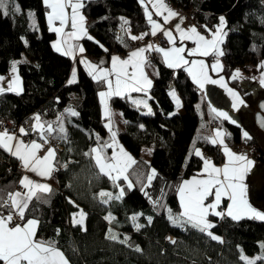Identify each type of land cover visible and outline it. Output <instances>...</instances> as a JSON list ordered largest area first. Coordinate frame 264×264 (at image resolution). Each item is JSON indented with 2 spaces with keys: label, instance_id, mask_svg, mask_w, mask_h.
Here are the masks:
<instances>
[{
  "label": "trees",
  "instance_id": "trees-1",
  "mask_svg": "<svg viewBox=\"0 0 264 264\" xmlns=\"http://www.w3.org/2000/svg\"><path fill=\"white\" fill-rule=\"evenodd\" d=\"M172 2L177 8L195 10L196 24L206 31L225 17L222 75L252 110H240V126L219 119L209 112L184 67L173 70L161 62L150 92V113L127 95L111 98L125 122L119 140L133 158L124 173L127 180L101 173L93 151L98 148L99 155L112 162L113 135L99 99L105 80L80 68L77 80L68 82L73 60L54 49L56 35L48 27L43 0H4L0 6V73L9 71L17 60L24 86L21 93L0 94V127L2 121L19 125L35 112L51 119L53 131L46 130V136L57 151L52 193L35 196L21 222L38 220L37 236L59 248L70 264H248L242 255L261 250L264 220L212 215L214 227L201 231L182 216L179 191L184 180L202 174L207 158L218 164L224 160L220 146L211 142L214 121L227 129L232 145H255L251 186L256 183L253 176L264 171V140L258 135L264 133L255 122L264 89L254 95L232 77L237 68L248 76L264 68V0ZM83 13L90 35L82 43L86 55L100 66L106 64L103 55L127 51L140 42L133 37L150 27L140 0H85ZM24 52L29 58L20 61ZM172 90L179 94L182 112ZM73 111L77 115H71ZM59 116L61 120L56 119ZM146 145L154 146L150 159L142 155ZM22 176L19 161L0 144V203L8 205L0 211L5 214L13 212L9 196L20 188ZM251 188L250 200L264 210V194L258 200ZM79 209L86 213L84 226L72 220ZM109 214L114 216L111 221L106 218ZM253 264H264V258Z\"/></svg>",
  "mask_w": 264,
  "mask_h": 264
},
{
  "label": "crops",
  "instance_id": "crops-1",
  "mask_svg": "<svg viewBox=\"0 0 264 264\" xmlns=\"http://www.w3.org/2000/svg\"><path fill=\"white\" fill-rule=\"evenodd\" d=\"M44 1V0H43ZM142 5L144 6L146 16L148 18V14L151 13L152 20L157 22L160 27L155 29L156 34H162L164 37V43L161 45H158L156 43L153 44L152 48H154L155 55L153 62H148L147 57L149 56L150 46L149 44L145 43V37L146 35H152V31L154 29L153 24L149 21L150 27L149 29L144 32L135 35L134 37H141L138 40H140V46L135 48L133 51L129 52L127 56L124 59H121L117 53H112L110 56L103 55L102 59L105 60L106 64L102 66H98L97 63L93 60H91L87 55L85 51V47L82 43V39L90 35L88 32L87 26H86V19L83 13V6L85 0H64L65 3V23L62 25L59 20H53L51 23L49 22V13L51 12V7L46 4L48 7V13H47V24L51 31L54 28H59L60 31H53L56 35V38L53 41V47L54 49L63 54L68 53L66 56L70 57L73 60V66L70 73V76L68 78V82H75L78 77V72L80 68L85 69L92 77L96 79H104L106 82V88L99 92V99L102 105L103 109V115L107 119V125L112 131V141L110 143V146L112 148L111 156L113 157L112 162L107 163H116L118 160L120 162V165L123 164V167L120 166L122 169H124L123 172H118L116 170H111L114 175H122L124 176L125 170L131 165L133 162V158L130 156V153L125 149L121 141L119 140V132L125 128V122L124 120H119V124L116 125L115 117L120 115V110L115 108L111 104V98L113 96H125L127 95L136 105L141 106L145 109L150 108V92L154 86L155 78L158 76L159 69H160V63L162 62L167 66L164 60L163 52L157 51V49H163V50H171L172 48H183L184 51L180 53V55L183 57V61H187L188 63L185 64L183 61H181L180 66L177 68H171L173 70H176L180 67H184L190 78H192V74L189 72V69H192L194 72H196L201 78L206 75L209 80H215L216 83L211 82H204L203 88H201L194 80L193 82L197 86L198 90L201 93L202 99L205 100L208 110L211 114L216 115L219 117V119L227 120L232 123L233 120L236 121V123H233L237 126L241 125V119H240V110H252L251 107L245 102L243 97L240 95V93L233 87L230 86L228 80L225 78L224 75H222L223 71V63H222V44L223 41L226 38L227 35V29L225 24L224 32L220 35H216V31L211 33L210 31H206L205 28H203V25L196 24L194 26H187L183 19L180 17L178 8L174 5L167 4L165 0H140ZM81 4L82 6L78 9H76V23L77 27L75 29L72 28V13L73 9L70 6L71 4ZM159 13V15H157ZM171 13H175V15H171ZM165 20L167 22H165ZM177 25L180 26L179 30L177 29ZM206 26V25H204ZM195 27L196 33L199 34V36H203L205 38V41H214L215 46L209 47L204 44V42H201L199 40V37L196 33H192L191 29ZM216 29V27H215ZM213 29V30H215ZM170 33L172 39L170 40L168 36L165 35V33ZM188 36H191V39H187ZM145 49V51L138 57H131V53L138 51L139 49ZM151 48V49H152ZM83 49V51H81ZM204 51H208L209 55L205 56L203 55ZM118 57L119 59L115 61L116 67L113 68V60L112 57ZM213 57V59H210ZM129 61L128 64H122L123 61ZM193 61H195V64H193ZM139 62V66H136ZM19 62H15V72H13V66L12 68L5 72L0 73V94L10 91L9 85H11L12 92L21 93L24 89L22 78L19 72L18 68ZM201 64L203 65L202 71H201ZM213 65H218L215 69L213 68ZM168 67V66H167ZM123 68V72L128 73V76H125L123 73H121V87H120V95H116V79H117V72L120 71V69ZM135 73L136 80L140 81V86H143L145 90L143 92H137L133 91L132 88L136 86V80H132L130 78L131 74ZM141 73H143V76L147 77V80L151 81L150 85H147L143 77L141 76ZM109 81L111 83H109ZM125 81L128 82V87H125ZM229 90H232L233 92L238 94L239 100H242L243 103H238L236 100H234L233 96L230 94ZM101 93H105L104 96H101ZM140 101H144L147 104V107L145 106V103H139ZM236 103L237 106L234 108L233 104ZM248 105V106H247ZM180 112H182L184 109L181 106L178 109ZM226 112L228 113V116L230 119H226L223 117L218 116L219 112ZM115 114V115H114ZM38 116V119H37ZM62 119V116L57 117L56 119ZM38 122L36 123V121ZM211 122V121H210ZM52 121L51 119L45 118L43 116H40L36 114L35 118L31 121L30 126H22L20 128L24 129L26 135H22L21 132L19 134H14L12 132H9L8 130L0 127V144L4 147L6 144L8 148L11 149V151L8 150V148L4 147L9 153L14 156L20 163L22 169H23V176L20 180V188L22 189V193L17 192L15 190L10 198L11 206L12 202L15 200L17 202H26L27 207L30 203V201L37 195H45L48 196L53 191V184H52V172L55 168V158L57 151L54 146L51 147V149L54 150V155L49 158L48 165L51 168V172L48 176H40L37 172H32L29 170V168L24 167L23 160H21L18 156L13 155V153L16 151V147L20 142L23 143L20 144L21 152L25 151V146H30L32 142H36L37 144L42 145L41 148L35 150V156L37 158H43L47 155L48 151L45 153H42V150L44 148V145L48 143V136H46V130L48 126H51ZM43 131V135L41 134V130ZM217 131H219L220 135L217 136ZM6 134V135H5ZM8 136L13 137V139L9 140L7 139ZM229 132L224 126L217 125L214 127H211V141L215 139L217 141L218 146H220L221 151L224 155V160L221 163H215L210 158H207L205 160L210 162L212 166H215L216 168L221 169V173L219 175V179L223 181V167L226 163H229V157L227 153L225 152V148H227L231 153H235L236 155H240L238 152L234 151L232 148V144L229 142L228 139ZM28 138L30 140L28 141ZM223 141L222 143L220 141ZM46 141V142H45ZM103 159V158H102ZM247 159L251 160L253 163L248 167V171L244 174L243 180L240 181V183L243 185L244 188V199L247 201L248 205L256 210L257 212L264 213V210L256 207L252 201L250 200V185L248 178L250 177L251 170L255 167V163L252 157H247ZM104 160V159H103ZM31 166V165H30ZM27 177L28 180L25 181L24 184H21V181L24 180V178ZM208 173L205 171V163L203 166L202 174L193 176L191 178H188L184 180L180 186L186 187L185 182H191L194 180H203L208 179ZM28 181H31L32 184L28 185ZM226 183V182H225ZM25 185H28L27 187ZM38 185H44L47 186V190H44V188L37 187ZM212 194L206 199L205 203H213L215 202V188L211 190ZM179 198L182 208V216L184 213V208L181 201V194L179 191ZM231 200L228 198L227 195H222L221 202L217 209L215 211H219L224 213V215H227L229 205L231 204ZM27 207L24 209H27ZM13 212L12 216H16L18 218V221H11L7 223V227H15L16 225H20L22 228L27 224L26 222H21V219L16 211V209L12 206ZM4 213V212H3ZM5 214V213H4ZM7 216L9 214H6ZM213 214H209L207 217V220L209 223L212 224L211 216ZM1 216V215H0ZM250 217V215L248 216ZM85 218L86 213L79 209L75 213H73L72 220H80L81 225L84 226L85 224ZM108 221H111L114 216L109 214L106 216ZM185 218V217H184ZM186 219V218H185ZM258 219V218H257ZM35 220L37 223L34 226V241H43L45 247H52L54 250L59 251L66 262H68L67 258L63 254V252L57 248L54 247L52 244L48 243L47 241L43 240L42 238H39L37 236V229L39 225V221L36 219H30ZM210 229V228H209ZM208 230V229H207ZM168 238L171 242L175 241V237L172 235H168ZM23 264H26V262H23ZM58 264H61L60 261H58Z\"/></svg>",
  "mask_w": 264,
  "mask_h": 264
},
{
  "label": "snow or ice",
  "instance_id": "snow-or-ice-1",
  "mask_svg": "<svg viewBox=\"0 0 264 264\" xmlns=\"http://www.w3.org/2000/svg\"><path fill=\"white\" fill-rule=\"evenodd\" d=\"M46 4H48L51 7V12L49 13V22L51 23L53 20H59L60 23L63 25L65 23V3L64 0H44ZM4 3V0H0V6H2ZM73 9L72 13V28L75 29L77 27L76 23V9L80 8L82 5L77 4H71L70 5ZM18 10V9H17ZM159 15V13H157ZM171 15H175V13H171ZM149 21L153 24L154 29L152 31V35H155V29L159 28L160 25L152 20L151 13L148 14ZM221 24L224 23V18L220 17ZM165 22H167L165 20ZM180 26L177 25V29L179 30ZM53 31L59 32V28L52 29ZM192 33H196L195 27L191 29ZM199 37V40L201 42H204L206 46L214 47L215 42L214 41H205V38L203 36H199L198 33H196ZM166 36L169 37L171 40L172 37L170 33L166 32ZM141 37H133V39H139ZM187 39H191V36H188ZM83 51V49H81ZM145 49L141 48L138 51L132 52L131 57H138L140 56ZM157 51L163 52L165 63L169 68H177L180 66L181 61H183V57L180 55L184 51L183 48H172L171 50H163V49H157ZM66 55L68 53H65ZM222 55V53H220ZM203 55L207 56L209 55L208 51H204ZM118 57H112L113 60V68L116 67L115 61H117ZM185 64H187V61H183ZM129 61L125 60L122 62V64H128ZM193 64H195V61H193ZM136 66H139V62ZM218 65H213V68L215 69ZM264 66V65H262ZM203 65L201 64V71H202ZM237 73L239 70H236ZM13 72H15V62L13 66ZM189 72L192 74L193 80L201 87L203 88L204 82H211L216 83L215 80H209V78L204 75L202 78L194 72L192 69H189ZM121 73H123L125 76H128L129 74L126 72H123V68L120 69L119 72H117V79H116V95H120V87H121ZM141 76L145 80L147 85L151 84V81L147 80V77L143 76V73H141ZM130 78L132 80H136L135 73H132ZM233 78H236L235 76ZM71 82V81H70ZM109 83H111L109 81ZM261 83H264V80L261 81ZM125 87H128V82L125 81L124 84ZM9 90L12 91L11 85H9ZM133 91L137 92H143L145 88L143 86H140V81L136 80V86L132 88ZM230 94L233 96L234 100H236L238 103H243L242 100H239L238 94L233 92L232 90H229ZM105 93H101V96H104ZM171 95L175 98V92H172ZM139 103H145V106L147 107L146 102L140 101ZM177 105H179V100L177 99ZM237 106L236 103L233 104V107L235 108ZM151 112V109H149V113ZM71 115L75 116L77 115L76 112H71ZM218 116L230 119L228 116V113L226 112H219ZM38 119V116H37ZM232 123H236L235 120L232 121ZM43 129L41 130V134L43 135ZM47 131L51 132L53 129L49 125L47 128ZM63 131V129H61ZM22 135H26L24 129L20 130ZM6 135V134H5ZM220 133L217 131V136H219ZM245 137H248V133H244ZM7 139L11 140L13 137L8 136ZM46 142V141H45ZM213 144L217 143L215 139L211 141ZM223 142L222 140L220 141ZM23 142L21 141L20 144ZM20 144L17 145L16 151L13 153V155L18 156L21 160H23L24 167L29 168L32 172H37L40 176H48L51 172V168L48 165V160L50 157L54 155V150L49 148L48 153L43 158H37L35 156V150L42 147V145L37 144L35 141L32 142L30 146H25V151L21 152ZM4 147L8 148V146L5 144ZM9 151H11L10 148H8ZM93 151H96V149H93ZM225 152L227 153L229 157V163H226L223 167V181L219 179V175L221 173L220 168H216L215 166H212L210 162H205V171L208 173L209 178L203 179V180H194L191 182H185L186 187L180 188V194H181V201L184 208L183 217L186 218V223L191 224L193 227L199 228L201 231H206L209 228L214 227L213 224L209 223L207 220V217L209 214H213L218 217H223L224 213L215 211L217 207L219 206L221 202L222 195H227L228 198L231 200V204L229 205V209L227 212V215L232 217L234 220H239L243 217L249 216L250 218H258L260 220H264V213L257 212L256 210L252 209L247 201L244 199V188L243 185L240 183V181L243 180L244 174L248 171V167L253 163L251 160L247 159L244 155H236L235 153H231L227 148H225ZM196 155H200L199 151L196 152ZM96 163L99 165V170L101 173L111 175V170H116L118 172H123L124 169L120 167V162L117 160L116 163H109L105 164L102 163L100 158H96ZM31 165V166H30ZM155 173V170H153V174ZM113 179H119V177H112ZM124 179L127 180V177L124 176ZM153 179V176H148V181L151 182ZM28 180L27 177L24 178V180L21 181V184H24L25 181ZM226 182V183H225ZM32 182L28 181V185H31ZM28 185H25L26 187ZM37 187L44 188V190H47V186L44 185H38ZM128 187L131 188L132 185L129 182ZM215 188V202L206 204V199L212 194L211 190ZM124 190L121 189L120 196H123ZM101 196H110L109 193L101 192ZM120 196H117L116 198L119 199ZM105 203L107 201H104ZM158 203V202H157ZM12 206L16 209L20 219H23L24 217V209L27 207L26 202H17L13 201ZM0 207H8L7 203H0ZM171 218V217H170ZM13 219L12 213L10 212L7 217L0 216V261L3 262V264H23V262H26V264H58V261L61 262V264H67V262L64 260L63 255L59 252L54 250L52 247H45L43 241H34V226L37 223L35 220H28L27 224L22 228L20 225H16L15 227H7V223L11 222ZM133 221H135L136 217H132ZM149 222H151V217L148 218ZM75 223H81L80 220H75ZM176 222L175 220L173 221ZM137 227H140V225H137ZM210 236L212 235L211 232L208 233ZM213 239H219V237H213ZM264 247V245H262ZM248 264H253L252 261H249Z\"/></svg>",
  "mask_w": 264,
  "mask_h": 264
},
{
  "label": "rangeland",
  "instance_id": "rangeland-1",
  "mask_svg": "<svg viewBox=\"0 0 264 264\" xmlns=\"http://www.w3.org/2000/svg\"><path fill=\"white\" fill-rule=\"evenodd\" d=\"M221 17L224 18V23L221 24V21H220L216 25V29L215 30H211V33H213V32L216 31V35H220V34H222V32H224L226 20H225V17L224 16H221ZM28 58H29L28 55L24 52L23 57L20 59V61L26 60ZM15 62H18V61L16 60ZM236 70H239V72L237 73ZM234 76L236 78L240 79L241 84L243 86L247 87L254 95H257L260 92V90H263L264 89V83H261V81L264 80V68L261 69L257 73H253L251 76H248L247 73L245 72V70H243L242 68H237V69H235L232 77H234ZM172 92H175V98L173 96L172 97H173L176 105H177V99L179 100V105H177V107L179 109V107L182 104L181 103V99L179 97V94H178V92L176 90H172L171 93ZM149 109H144V112L145 113H148L149 112ZM178 112H180V111L178 110ZM114 117H115V121L114 122L116 123V125L119 124V120L120 119L123 120V117H122V114L121 113L119 115V118H118V116H114ZM37 122H38V120L36 121V123ZM258 135L264 140V135L261 132H259ZM153 149H154V146L153 145H146V146H144L143 147V150H142V155L146 159H150ZM95 154H96V157H99L100 158V160H101L102 163L109 164L105 160L102 159L101 155H99L98 148H96ZM120 166L123 167V164H121ZM111 173H112V171H111ZM256 174L253 176V178L255 177L254 181H256V183L255 184L252 183V186H251V182H249V185H250V187H252L251 190L254 188L255 196L259 200L261 198L262 193L264 192V171L258 172ZM150 176H152V173H151ZM263 198H264V196H263ZM262 201H264V199H262ZM169 239H172V238H169ZM260 245H261V250H260L259 253L254 254V255H246V254H243L242 255V258L247 263L249 261L255 262V261H257L260 258H264V247H262V245H264V242H260ZM67 264H70L69 261L67 262Z\"/></svg>",
  "mask_w": 264,
  "mask_h": 264
},
{
  "label": "built area",
  "instance_id": "built-area-1",
  "mask_svg": "<svg viewBox=\"0 0 264 264\" xmlns=\"http://www.w3.org/2000/svg\"><path fill=\"white\" fill-rule=\"evenodd\" d=\"M167 4H170V5H173V2L172 0H165ZM178 12H179V15L180 17L183 19V21L185 22V24L187 26H194L196 25V16H197V13L195 10L193 9H188V8H184V7H179L178 8ZM145 43L146 44H149L150 46V51H149V56L147 57V61L148 62H153L154 61V55H155V50L154 48H152L153 44L156 43L158 45H161L164 43V37L162 34H158V35H148L145 37ZM138 46H140V42L139 43H134L132 45L129 46V48L127 49V51L125 52H116L119 57L121 59H124L127 54L131 51H133L135 48H137ZM152 48V49H151ZM210 59H213V57H211ZM36 116V113H32L30 114L27 118H25V120L19 124V125H16L10 121H2L1 123V126L2 128L8 130L9 132H12L14 134H19L20 133V128L22 126H30L31 125V121L35 118ZM214 126L217 125V122L214 121L212 123ZM30 140V138H28V141ZM52 147V144L50 142L46 143L44 145V148L42 150V153H45L46 151L49 150V148ZM232 148L234 149V151L240 153L241 155H244L246 157H252L253 160H254V163H256V158L254 157V152H255V145L252 144V145H249V144H246V143H242V144H235L232 146ZM255 169V167L251 170L253 171ZM57 175V172L56 170H53L52 172V177H56ZM17 192L19 193H22V189H18ZM12 195V194H11ZM11 195L9 196V198H11ZM0 215L2 217H7L6 214H4L2 211H0ZM13 221H18V218L16 216H13Z\"/></svg>",
  "mask_w": 264,
  "mask_h": 264
},
{
  "label": "water",
  "instance_id": "water-1",
  "mask_svg": "<svg viewBox=\"0 0 264 264\" xmlns=\"http://www.w3.org/2000/svg\"><path fill=\"white\" fill-rule=\"evenodd\" d=\"M255 122L258 128L264 133V99H262L257 105Z\"/></svg>",
  "mask_w": 264,
  "mask_h": 264
},
{
  "label": "bare ground",
  "instance_id": "bare-ground-1",
  "mask_svg": "<svg viewBox=\"0 0 264 264\" xmlns=\"http://www.w3.org/2000/svg\"><path fill=\"white\" fill-rule=\"evenodd\" d=\"M127 50V49H126ZM54 179V178H53Z\"/></svg>",
  "mask_w": 264,
  "mask_h": 264
}]
</instances>
